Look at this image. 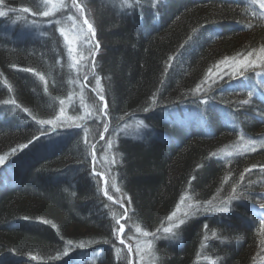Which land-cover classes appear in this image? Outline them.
I'll return each instance as SVG.
<instances>
[{
    "label": "trees",
    "instance_id": "16d2710c",
    "mask_svg": "<svg viewBox=\"0 0 264 264\" xmlns=\"http://www.w3.org/2000/svg\"><path fill=\"white\" fill-rule=\"evenodd\" d=\"M79 2L93 8L101 40L91 70L104 97L101 129L91 139L57 130L39 144L89 68L74 71L61 36L38 23L42 0H0V264H131L118 238L115 189L128 208L123 223L148 233L181 200L193 207L155 240L151 264H257L264 18L254 0ZM256 52L259 70L222 69ZM131 119L145 133L117 136L107 168L92 161L106 127Z\"/></svg>",
    "mask_w": 264,
    "mask_h": 264
},
{
    "label": "rangeland",
    "instance_id": "374dc122",
    "mask_svg": "<svg viewBox=\"0 0 264 264\" xmlns=\"http://www.w3.org/2000/svg\"><path fill=\"white\" fill-rule=\"evenodd\" d=\"M75 2L79 7L72 6L73 0H42L43 10L39 15L38 23L43 25V27L53 26L55 31L61 36L66 47L68 61L74 71L82 70L84 67L89 69L88 72L82 76L80 91L79 94H77L78 96L72 95L63 102L62 107L52 122L50 131L42 134L36 140V143L39 144L51 141L52 132L57 130L75 128L76 130H82V132L87 134V137L91 139L94 130L99 133L101 129L96 122L99 121L102 116L103 100L101 101L99 99V80L91 73L94 55L98 52L101 40L96 38V32L93 27V8L81 4L79 0H75ZM254 2L260 9L261 16L264 18V6H262L264 0H254ZM81 8L83 9L82 11ZM2 11L4 12V10ZM46 11L50 13L49 16L42 15V13ZM85 20H87V23H84ZM36 24L37 23H28L24 28L28 26L27 30H29V34L38 35L40 29H38L39 27ZM89 25H91V27H89ZM240 67H243L244 70H259L261 68L260 54L257 52L253 53L247 58L245 57L227 66H223L222 69L237 71ZM89 84L90 88L88 87ZM86 88L92 92L95 100H89L87 98L85 92ZM72 106L73 108L71 109ZM74 107L76 108L74 109ZM145 131L146 129L138 119H131L123 125L107 126L100 136V139L103 140L104 148H99V150L94 148V151H91L92 161L97 162L104 169L107 168V165L113 160L110 155V147L117 136L139 139L141 137L140 135L145 133ZM103 177L104 176L100 174V178L103 179ZM103 191H105L104 187ZM115 193L116 199H111L122 211V215L117 221L118 238L128 252L131 264H151V253L155 240L166 239L177 225H180V221H184L187 216L192 214L193 210V207L188 201L181 200L177 208L173 211L175 215L172 213L169 216L166 225L157 233H148L135 226H126L123 223L128 208L125 203V197L116 189ZM261 205H264V203L257 202L252 205L253 215L259 221L264 220V210L260 208ZM120 225H123V232L119 231ZM165 228H171L172 231L165 233ZM257 264H264V256Z\"/></svg>",
    "mask_w": 264,
    "mask_h": 264
},
{
    "label": "snow or ice",
    "instance_id": "6c2138e0",
    "mask_svg": "<svg viewBox=\"0 0 264 264\" xmlns=\"http://www.w3.org/2000/svg\"><path fill=\"white\" fill-rule=\"evenodd\" d=\"M73 7H79L77 4H76V2H75V0H73V5H72ZM262 6H264V4H262ZM83 9L81 8V11H82ZM23 11H28V9H23ZM49 12H43L42 13V15H44V16H49ZM5 15V13L3 12V11H0V16H4ZM84 23H87V20H85L84 21ZM89 27H91V25H89ZM97 47H98V45H97ZM241 75H243V73H241ZM198 88H199V86H197ZM99 99L102 101L103 99H104V97L103 96H100L99 97ZM202 103H206V101H202ZM244 103H247V101H245ZM25 111H27L26 109H25ZM35 139V138H34ZM20 147H25L24 145H21ZM13 151H15V150H13ZM3 163V158H0V164H2ZM111 199V198H110ZM260 208L262 209V210H264V205H261L260 206ZM219 211L221 212V213H223V212H225V209L224 208H221V209H219ZM173 215H175V213H173ZM24 219H28V217H25ZM185 223V221H183V220H181L180 221V224H184ZM177 227H179V225H177ZM119 231H121V232H123V225H120L119 226ZM172 231V229L171 228H165L164 229V232L165 233H168V232H171ZM114 235H115V232H114ZM68 244L69 245H71L72 244V241H68Z\"/></svg>",
    "mask_w": 264,
    "mask_h": 264
}]
</instances>
